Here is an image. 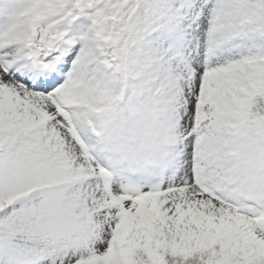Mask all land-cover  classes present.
Segmentation results:
<instances>
[{"label":"snow or ice","instance_id":"6c2138e0","mask_svg":"<svg viewBox=\"0 0 264 264\" xmlns=\"http://www.w3.org/2000/svg\"><path fill=\"white\" fill-rule=\"evenodd\" d=\"M0 264H264V0H0Z\"/></svg>","mask_w":264,"mask_h":264}]
</instances>
